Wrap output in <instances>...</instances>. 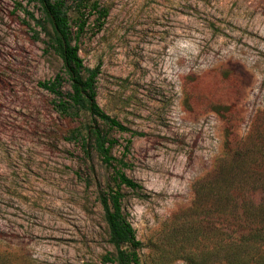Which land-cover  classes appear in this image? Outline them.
Listing matches in <instances>:
<instances>
[{
	"label": "rangeland",
	"instance_id": "1",
	"mask_svg": "<svg viewBox=\"0 0 264 264\" xmlns=\"http://www.w3.org/2000/svg\"><path fill=\"white\" fill-rule=\"evenodd\" d=\"M91 1L109 14L89 18L79 55L99 69L101 110L130 130L107 129L116 168L143 187H120L140 264L230 248V198L253 211L264 198V0ZM23 9L40 17L0 0V264H111L99 196L117 189L113 170L72 137L89 115L60 114L40 86L62 61Z\"/></svg>",
	"mask_w": 264,
	"mask_h": 264
},
{
	"label": "trees",
	"instance_id": "2",
	"mask_svg": "<svg viewBox=\"0 0 264 264\" xmlns=\"http://www.w3.org/2000/svg\"><path fill=\"white\" fill-rule=\"evenodd\" d=\"M27 1L30 4H36L40 17L36 18L27 9H23V12L47 37V46L62 61V72L55 79L39 84L44 90L55 95L57 99L55 107L60 114L76 116L86 113L89 115L91 122L85 129V133L73 132L72 137H77L87 157H90L91 152L95 151L103 163L112 168L114 181L117 183V189H110L99 196L104 222L108 229L109 243L114 250L113 254L104 257V262L140 264L139 250L142 248V243L136 238L135 231L124 213L123 195L120 187L125 186L139 191L143 190V187L116 168L123 162L113 156L112 149L116 142L109 138L107 129L123 133L130 132V130L108 116L99 107L96 101L95 85L99 69H88L84 66L77 43L89 18L96 15L97 22L105 20L109 11L101 7L98 2L91 0ZM74 28H76V32ZM31 30L36 34L35 40H39L40 33L34 29ZM65 82L70 86V91L67 94L62 91ZM130 143L131 141L127 142V151ZM263 150L264 147L260 153H263ZM249 161L251 160L248 159L247 163H243L248 169H251L249 173L258 171L256 165L253 163V167H251L252 162L249 163ZM231 176L233 177L232 173L227 175L229 181L232 180ZM218 188L221 189V185ZM231 188L233 186L227 182L222 189L228 192ZM229 202L232 204L229 208L231 215L230 219H224V222L233 223L239 228L230 234L224 227L222 236L235 235L236 241L230 248L223 245L217 250L214 248L212 251H203L200 253V258L190 255L191 264H264V252L259 251V246H264V198L254 209L255 211L250 210L253 208L251 205L254 203L253 201L244 200L238 203L234 198H230ZM191 239L197 241L195 237H191ZM215 256L217 258L212 260Z\"/></svg>",
	"mask_w": 264,
	"mask_h": 264
}]
</instances>
